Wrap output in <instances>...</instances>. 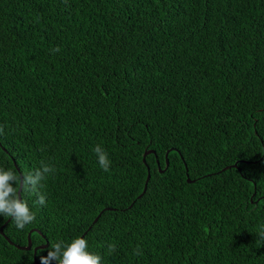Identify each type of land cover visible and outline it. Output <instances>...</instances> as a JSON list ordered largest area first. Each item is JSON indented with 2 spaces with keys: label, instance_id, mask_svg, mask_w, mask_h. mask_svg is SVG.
I'll return each mask as SVG.
<instances>
[{
  "label": "trees",
  "instance_id": "1",
  "mask_svg": "<svg viewBox=\"0 0 264 264\" xmlns=\"http://www.w3.org/2000/svg\"><path fill=\"white\" fill-rule=\"evenodd\" d=\"M0 126V167L55 168L0 264L83 235L102 264H264V0H0Z\"/></svg>",
  "mask_w": 264,
  "mask_h": 264
},
{
  "label": "clouds",
  "instance_id": "2",
  "mask_svg": "<svg viewBox=\"0 0 264 264\" xmlns=\"http://www.w3.org/2000/svg\"><path fill=\"white\" fill-rule=\"evenodd\" d=\"M59 51V47L53 52ZM4 128L0 126V140L3 139ZM97 162L105 172L110 169V159L104 149L98 144L94 148ZM40 167L32 170H22L17 174L12 168L0 167V216L11 218L18 230H24L27 225L32 224L35 213L31 210L25 195L34 196V203L39 206H46L47 199L44 189V181L49 175L55 172L54 166L44 161ZM258 239L264 240V225H261L256 232ZM116 251L115 244H108L107 252L112 254ZM139 255V249L134 250ZM102 264L100 254L89 251L88 241L80 236L70 242L58 240L51 242L47 254L41 255L39 264Z\"/></svg>",
  "mask_w": 264,
  "mask_h": 264
},
{
  "label": "water",
  "instance_id": "3",
  "mask_svg": "<svg viewBox=\"0 0 264 264\" xmlns=\"http://www.w3.org/2000/svg\"><path fill=\"white\" fill-rule=\"evenodd\" d=\"M150 153H155V151H154V150H147V151L144 153V161H145L146 156H147L148 154H150ZM167 156H168V153L166 154V168H167L168 165H169V160H168V157H167ZM234 166H236V165H234ZM229 167H230V166L226 167L225 169H227V168H229ZM166 168H165V169H166ZM165 169H162L161 167H159V170H160V171H163V170H165ZM148 170H149V173H148V176H147V180H146V183H145L144 190H143L142 194H140V195L138 196V199L141 198V197L146 193V191H147V189H148V183H149L150 178H151L150 168H149ZM187 180H188V182H194V181H195L194 179H190L189 177H188ZM132 205H133V204H132ZM132 205H131V206H132ZM131 206H130V207H131ZM106 209H107V210H113L114 208L108 207V208H106ZM103 211H104V210H103ZM103 211H102V212L96 217V219L94 220L93 224H95V223L99 220V218H100V216L102 215ZM10 220H11V218H9L8 221H10ZM1 231L3 232V229H2ZM32 231H37V232H39L38 229H35V230H32ZM31 234H32V232L29 233V243H28V245H27V246H22V247H21L22 249H26V250H30V249H32ZM82 237H84V235H83ZM8 240H9V239H8ZM9 242L12 243L10 240H9ZM47 246H48V243H46L45 245H40V246H37V247L34 248V254H35V261H36V264H39L38 261H37V257H36V255H37V250H38V249L46 248Z\"/></svg>",
  "mask_w": 264,
  "mask_h": 264
}]
</instances>
